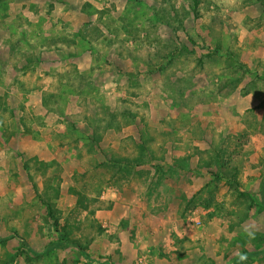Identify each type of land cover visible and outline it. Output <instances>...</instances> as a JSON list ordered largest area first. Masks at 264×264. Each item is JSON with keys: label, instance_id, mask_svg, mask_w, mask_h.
<instances>
[{"label": "rangeland", "instance_id": "374dc122", "mask_svg": "<svg viewBox=\"0 0 264 264\" xmlns=\"http://www.w3.org/2000/svg\"><path fill=\"white\" fill-rule=\"evenodd\" d=\"M258 90L264 0H0V264H264Z\"/></svg>", "mask_w": 264, "mask_h": 264}, {"label": "trees", "instance_id": "16d2710c", "mask_svg": "<svg viewBox=\"0 0 264 264\" xmlns=\"http://www.w3.org/2000/svg\"><path fill=\"white\" fill-rule=\"evenodd\" d=\"M174 32H175V41L177 44L175 47V51H182V48H184L187 51H190L191 48L189 44L184 40V35L188 34V39H190L191 43L195 45L196 42L192 34L191 33L185 34L184 29L180 30L177 28H175ZM233 56H234V53L230 50H228L225 54H223V57L225 59L231 58ZM258 96L261 97L262 104L264 105V90H258ZM246 136H247V133L244 131L235 138L238 141L236 142L235 140L233 141L231 145V147L233 148L232 153L228 152L229 148H227L226 150H222V152L220 153L218 157L220 162H218V165L216 166L217 171L215 172L217 175L224 174V176L229 181L228 183L232 184L233 187L236 188L238 191L241 190L240 178H241V172H242V169H241L242 165L240 164L239 158H241V154L245 149V143L243 139ZM137 147L139 148V155L135 159L134 163L136 164L135 165L133 164V166H136V165L138 166L140 164L145 163L146 157L147 158L152 157L154 160L158 159L156 156V153H154L145 142L138 143ZM167 153L168 151L162 153V156L164 159L166 158V155H168ZM222 154L227 155L228 157L221 158ZM242 194L244 195V192H242ZM246 196H249V195L246 194ZM262 196H263V201H264V190L262 192ZM51 211H52L53 218L56 220L57 226H61V220L57 218L56 216H54L53 209ZM79 215H80L79 210L77 207H75L71 212V216L66 218L65 220L66 224L61 227L60 232H62V237H63L62 243L71 242L72 244L76 245L80 249L81 253L83 254L84 252H87L88 246H83L79 240L75 239V236H74L75 230L81 229V224H79L80 222L78 221ZM262 240L263 242L258 244L259 249L256 251V253H261V254L264 253V239ZM24 244H27V243L25 242Z\"/></svg>", "mask_w": 264, "mask_h": 264}]
</instances>
